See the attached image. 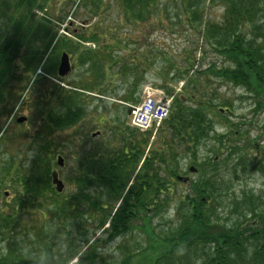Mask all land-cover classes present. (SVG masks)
Here are the masks:
<instances>
[{"label":"trees","instance_id":"1","mask_svg":"<svg viewBox=\"0 0 264 264\" xmlns=\"http://www.w3.org/2000/svg\"><path fill=\"white\" fill-rule=\"evenodd\" d=\"M51 1L0 0V141L23 105L38 120L29 161L6 160L0 169V187L13 195L0 206V264H133L139 255L136 264H264L263 194L233 196L234 218L217 212L233 181L264 172V150L256 159L249 142L239 146V126L232 140L210 116L230 107L211 88L213 78L264 112V0H66L87 28L98 18L86 37L71 32L79 44L58 36ZM180 35L186 44L174 48L169 42ZM139 38L146 47H135ZM61 52L75 53L84 69L70 89L49 80L63 81ZM149 82L172 98L155 135L119 112L107 139L81 129L67 142L66 192L57 193L52 134L80 123L96 96L139 103ZM169 211L171 226L161 229L153 221ZM100 230L108 242L134 232L145 244H124L121 260L106 263L101 242L91 239Z\"/></svg>","mask_w":264,"mask_h":264},{"label":"rangeland","instance_id":"2","mask_svg":"<svg viewBox=\"0 0 264 264\" xmlns=\"http://www.w3.org/2000/svg\"><path fill=\"white\" fill-rule=\"evenodd\" d=\"M166 0H163L165 2ZM108 4L107 2H105ZM70 6L69 1L66 0H52L49 5L47 6V15L49 14L52 19L55 18L57 21H53L54 25L56 26V30L59 37H65L69 39L71 43H78V40L76 41L71 36V32H80L79 34H84L85 37L89 35L90 30L92 29V25L97 23V19H92L91 26L87 28L84 26L83 22L78 20V18L74 17V14L72 15V8ZM110 12V19H113L116 17V14L113 12V9L109 6L105 8V13L108 14ZM220 12L215 9L214 13H212L214 16L215 14H219ZM80 14V13H79ZM109 17V16H108ZM90 29V30H89ZM124 30V29H123ZM122 30V31H123ZM161 36V34H158ZM127 36V35H126ZM174 37V36H173ZM132 38V37H131ZM185 37L183 35H180L179 39H172L175 41H170L169 43L174 46V48H181L180 45H185L186 41H183ZM141 39H138L139 45H136L135 47H146L145 44L147 42L140 41ZM167 41V40H166ZM101 42V40H100ZM183 42V43H182ZM102 43V42H101ZM168 44V42H167ZM87 45L89 44H86ZM177 46V47H176ZM91 49L93 48V45L90 44L89 46ZM119 50V49H118ZM121 51V50H119ZM62 53V52H61ZM59 53V57L61 55ZM122 54V51H121ZM197 56H199L197 54ZM78 56L74 54L70 55V61L73 64L74 68L72 72L62 78L61 81H55L54 77H51L49 80L52 83H59L60 87H63L64 89H70L67 87V84L70 82L76 80L80 75H83V68H81L78 62ZM198 59V58H196ZM215 58L213 56H209L206 61H214ZM201 62H198V60L195 62L194 66L199 67L201 66ZM39 73V71L37 72ZM40 75V74H39ZM150 80V79H148ZM151 83H153L151 81ZM211 88L214 90H217V94L219 95V101L220 102H227L230 103V107L226 108L227 111L223 117H219L216 115V112L210 116L213 118V123L215 124V130L217 133H226L227 136H230V139L234 140L236 138H233L231 135L232 131L235 130V127L239 126L240 129V138L239 139V146L245 147L249 146L247 142L250 143V147L254 148L251 152V155H256V159L260 160V156L263 154L264 150V112L262 111H254L256 107L252 106V100L248 99L244 93L243 90L235 89L231 86L226 87L222 83H218V80L213 78L211 80ZM152 98L156 101H159L164 98V93L161 92L159 89L152 86V84H145L141 90L140 98L141 101L142 98ZM85 99V98H84ZM139 101V102H140ZM165 102L171 103V100L169 98H164ZM137 103L133 104L136 105ZM52 105H56V103H52ZM126 104H123L122 102H118L117 99L111 96L106 97H98L94 98V100H87L86 102V108H85V118H82L80 123L78 122L76 126L70 127L68 129H65L63 131L54 132L52 134V140L55 143H59L58 150H55V152H58V154L54 155V162L55 164L53 172L57 176V179H59L63 185L64 190L63 192H66V185L64 178L62 176V168H59L56 165L57 157H61L64 160V163L67 165L69 161V154L70 149L67 142L72 139V137L81 136L83 130L87 131L88 134L100 131L102 133L101 139H107L110 136V131L112 130L113 125L115 124L113 119L117 117L118 112L124 119H126L128 116ZM123 111V113H121ZM32 108H28L27 105H23L20 110H18L15 115L11 117L10 120L7 121L6 124V134L4 138L0 141V169H5V166H3V162L6 160L13 161L12 165L14 167L25 165L27 163V159L30 158L32 155L31 148L34 149L35 146H32L30 136L34 133V130H37L38 120L36 121L35 118L32 120ZM19 117H26L27 121L21 124L16 123V119ZM99 119H103L105 121V125L101 126H94L93 123L96 124V121ZM37 122V124L34 125L33 122ZM128 124V118L125 120ZM31 124V130L28 129V125ZM92 125V126H91ZM155 126V125H153ZM83 129V130H81ZM233 134V133H232ZM237 134V133H236ZM233 134V135H236ZM153 136V135H152ZM200 154L204 155L205 150H200ZM29 161V159H28ZM11 165V166H12ZM28 165V164H27ZM12 173V172H11ZM188 179L193 178L192 175L188 174L186 175ZM183 189H187V187L184 186ZM253 191L255 195L263 194L264 196V172L262 173H253L251 175L244 176L239 181H233L232 187L228 191L227 194L222 196L223 202H221V206L217 207V212L221 213L223 217L229 218V217H235L231 214H234L233 211H230L231 208V201H233V196H239L241 191ZM66 194V193H65ZM13 199L12 192L7 187V184H3L0 187V206L4 203L6 205L8 203H11ZM216 204V203H215ZM230 205V208L228 206ZM230 212V213H229ZM173 213L169 211V213L164 214V218L158 217L153 222L155 224H158L161 229H166L169 226H171L168 222V220L172 219ZM233 220V219H232ZM105 232L100 230L97 231L91 239H98L100 242L99 250L101 257L103 258L104 262L106 263H113V262H119L122 258V253L120 251V248L124 244H130L134 249L137 246L136 242H139V244L144 245V240L142 237H137L136 233L128 234L124 238L116 239L113 241H109L104 234ZM141 255H139L140 258ZM101 258V259H102ZM138 256H136L135 259H133V264H136L137 260L139 259ZM74 263V261L72 262Z\"/></svg>","mask_w":264,"mask_h":264},{"label":"built area","instance_id":"3","mask_svg":"<svg viewBox=\"0 0 264 264\" xmlns=\"http://www.w3.org/2000/svg\"><path fill=\"white\" fill-rule=\"evenodd\" d=\"M167 116V105L156 104L152 99L148 98L140 107L132 110L133 125L146 128L152 122H160Z\"/></svg>","mask_w":264,"mask_h":264},{"label":"water","instance_id":"4","mask_svg":"<svg viewBox=\"0 0 264 264\" xmlns=\"http://www.w3.org/2000/svg\"><path fill=\"white\" fill-rule=\"evenodd\" d=\"M71 70H72V65L70 64L68 54L63 52L59 58V63L57 67V75L58 77H65L70 73ZM24 120H25L24 118L20 117L17 119V122L22 123ZM57 164L58 166H63L62 158L60 157L58 158ZM52 182L55 185L56 191L61 192L63 189V184L61 183V181L58 180L56 176H53Z\"/></svg>","mask_w":264,"mask_h":264},{"label":"flooded vegetation","instance_id":"5","mask_svg":"<svg viewBox=\"0 0 264 264\" xmlns=\"http://www.w3.org/2000/svg\"><path fill=\"white\" fill-rule=\"evenodd\" d=\"M14 115V113L11 115V117ZM11 117L9 118V120L11 119ZM24 121L22 122V123H24V122H26L27 121V119H26V117H24ZM12 120V119H11ZM16 123H18L17 122V119H16ZM18 124H21V123H18ZM92 125H94V126H98V125H101V126H104L105 125V121L103 120V119H99V120H97L96 121V124L95 123H93ZM91 125V126H92ZM31 128V124H29L28 125V129L27 130H31L30 129ZM35 131V130H34ZM90 136H92V138H95V137H97V138H101L102 137V133L100 132V131H97V132H94V133H91V134H89ZM64 167V166H63ZM62 167V168H63ZM52 186L54 187V185L52 184Z\"/></svg>","mask_w":264,"mask_h":264}]
</instances>
